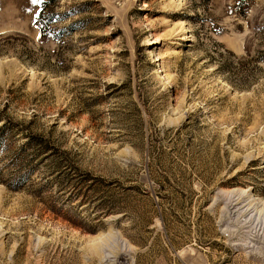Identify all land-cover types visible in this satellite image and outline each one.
I'll use <instances>...</instances> for the list:
<instances>
[{
    "label": "rangeland",
    "instance_id": "1",
    "mask_svg": "<svg viewBox=\"0 0 264 264\" xmlns=\"http://www.w3.org/2000/svg\"><path fill=\"white\" fill-rule=\"evenodd\" d=\"M38 9L0 0V264H264V0Z\"/></svg>",
    "mask_w": 264,
    "mask_h": 264
},
{
    "label": "trees",
    "instance_id": "2",
    "mask_svg": "<svg viewBox=\"0 0 264 264\" xmlns=\"http://www.w3.org/2000/svg\"><path fill=\"white\" fill-rule=\"evenodd\" d=\"M54 0H45L42 3L39 4V9L38 12H40V16L36 17L34 19V25L37 27L38 32H39V39L46 38L48 34L46 33V28H47V22H46V17L44 16V12L50 5V3H53Z\"/></svg>",
    "mask_w": 264,
    "mask_h": 264
},
{
    "label": "snow or ice",
    "instance_id": "3",
    "mask_svg": "<svg viewBox=\"0 0 264 264\" xmlns=\"http://www.w3.org/2000/svg\"><path fill=\"white\" fill-rule=\"evenodd\" d=\"M43 2V0H31V3L35 6V5H37V4H40V3H42ZM40 12H36L35 13V15H36V17H39L40 16Z\"/></svg>",
    "mask_w": 264,
    "mask_h": 264
},
{
    "label": "bare ground",
    "instance_id": "4",
    "mask_svg": "<svg viewBox=\"0 0 264 264\" xmlns=\"http://www.w3.org/2000/svg\"><path fill=\"white\" fill-rule=\"evenodd\" d=\"M154 43H155V41H154ZM153 44V43H152Z\"/></svg>",
    "mask_w": 264,
    "mask_h": 264
}]
</instances>
